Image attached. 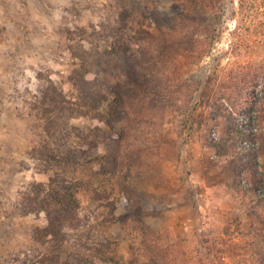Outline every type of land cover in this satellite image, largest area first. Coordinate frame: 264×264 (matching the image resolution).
I'll list each match as a JSON object with an SVG mask.
<instances>
[{"label": "rangeland", "instance_id": "rangeland-1", "mask_svg": "<svg viewBox=\"0 0 264 264\" xmlns=\"http://www.w3.org/2000/svg\"><path fill=\"white\" fill-rule=\"evenodd\" d=\"M151 13L171 41L138 30H153ZM114 24H125L128 34L126 47L111 56ZM124 63L164 74L172 92L164 114L128 137L147 149L132 160L122 154L126 171L102 161L57 178L38 170L32 151L45 141L58 145L50 134L62 137L54 127L47 133L48 118L60 117L73 143L99 125V115L77 100L74 82L92 102L106 74ZM54 91L59 110L48 106ZM252 91L258 104L248 99ZM189 95L196 104L188 129L182 121ZM263 96L264 0H0V264H51L50 239L39 237L44 213L18 205L32 180H53L51 187L65 185L76 197L79 221L64 233L67 264H108L96 253L108 257L111 245L128 255L120 218L131 194L147 199L140 218L163 242L197 250L201 264H249L250 233L264 235V203H256L264 196Z\"/></svg>", "mask_w": 264, "mask_h": 264}, {"label": "trees", "instance_id": "trees-1", "mask_svg": "<svg viewBox=\"0 0 264 264\" xmlns=\"http://www.w3.org/2000/svg\"><path fill=\"white\" fill-rule=\"evenodd\" d=\"M111 6H107L110 12L113 10ZM116 11L122 16L127 14V9L122 5H117ZM177 13L179 15L186 14L185 9L180 7ZM148 16L153 30H147L143 27L144 30L142 28L138 30L148 36L150 40L158 36V38L164 41H171L166 33L158 26L156 17L152 13ZM125 24L123 28H118V24H114L109 30L108 34L113 42V46H111L113 54L111 56L118 53L120 47H126L123 41L125 40V34H128ZM104 38L107 39V35ZM160 43L163 42L159 41V46ZM163 45L161 48H163ZM111 60L114 61V64H117V61L113 57ZM74 74L78 75V72H74ZM82 74L81 77L83 78L84 76ZM163 75L155 77L145 71L142 66L139 68L138 66L134 67L124 63V66L117 72L111 70L106 74V82L103 84L104 87L97 90L98 93L92 102L86 101L88 96L87 92L84 91L83 87L79 89L77 87L78 84L74 82L76 86L75 90L78 91V96H80L77 100L80 99L81 102H84V108L88 106V108L99 115V125L97 128L90 129L88 133L84 134L85 136L83 138L85 142L80 143L78 141V143H73L70 141L72 134L64 129L66 128V124L63 123L60 117L55 116L53 121L48 118L49 127L47 133L50 134L49 132L54 130V127L59 130L60 136L62 137L57 136L53 138V135L50 134L49 137L54 139L58 145H52V143L49 144L45 141L42 146L40 145V148L32 151L33 158L38 161V170L40 169L42 173L53 172L52 177L57 178L60 175L59 173H62L64 170L70 168L79 170V165L86 162L90 164V162L97 163L102 161V167L104 168L108 169L107 166L112 165L114 166V170L117 171V169L121 170L120 167H123L121 165H124V171H126L125 165L127 162V167H129V159L127 158V161L124 162L122 154L125 157V154L128 153L131 160L132 157L133 159L138 158L141 156V149L145 145L143 142L134 145L135 141L128 139L132 130L139 131L141 129L142 131L144 127L148 125L152 126L156 122L157 115L166 110L164 107L167 101L172 99V92L169 90L167 79ZM54 93L55 95L49 97L48 106L50 105L51 107L49 108L53 110H59L62 108L61 102L57 99L60 98V95H58L59 92L54 91ZM191 98L189 95V97L185 98V103H183V114L185 115H183L182 123L188 129L190 128L192 107L196 104L191 103ZM248 99L253 100L252 102L254 104L255 102L257 104L259 102V99H256L255 95L253 96V91ZM263 99L264 96L260 100ZM246 102L245 100L244 103ZM88 103L89 105H87ZM77 104L79 105L80 102L78 101ZM260 105L263 104L260 103ZM98 115L96 116L98 117ZM245 131H248V129H241L237 133L243 135ZM251 135L257 137L254 132ZM133 140L139 141L137 138ZM226 140L229 141V138H226ZM100 145L106 147V153H103V150L101 152L97 150ZM143 149L145 150L147 148ZM257 165L260 166L259 163ZM129 169L127 168V172ZM127 172H125L126 176ZM262 172L259 175L260 180H258L264 186V165ZM128 174L130 176V172ZM255 176L257 175L255 174ZM52 181L50 180L47 184L42 181H30L19 192L18 205L26 213H44L46 225L40 230L39 237L42 240L44 238L50 239L49 243L52 246L50 247L51 255H48V260L51 264L57 261L67 264L64 257H68L69 250L67 246L63 245L65 242L64 233L68 229L74 230L79 221L77 213H75L77 209L76 197L72 189H69L65 185L61 187L57 184L58 187H51ZM125 198L126 207L121 213L120 226L123 239L127 242L126 253L128 255L124 256V253L115 251V248L111 245V255L106 253L108 257H102L101 253H96L99 260H106L108 264H201V257L197 254V250L193 252L187 251L181 247L177 240L169 243L163 242L161 231L150 229L142 223L140 216L147 208L148 201L146 198L132 194L125 195ZM261 202L264 203V196L256 201L257 204ZM87 224L85 223V228ZM250 236L255 242H251L254 251L252 252L249 264H264V248L261 245L264 240V235L258 230L257 233H250ZM57 239H60L61 242ZM136 243L137 248L135 247ZM115 246L117 245L115 244ZM255 246L258 247L256 248ZM107 248L109 249V247ZM77 262L79 261L77 260Z\"/></svg>", "mask_w": 264, "mask_h": 264}]
</instances>
